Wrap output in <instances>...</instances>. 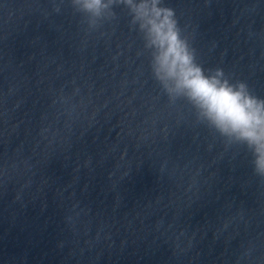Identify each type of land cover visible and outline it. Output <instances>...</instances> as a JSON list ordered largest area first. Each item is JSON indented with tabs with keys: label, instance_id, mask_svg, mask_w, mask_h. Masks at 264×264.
<instances>
[{
	"label": "clouds",
	"instance_id": "9594fccd",
	"mask_svg": "<svg viewBox=\"0 0 264 264\" xmlns=\"http://www.w3.org/2000/svg\"><path fill=\"white\" fill-rule=\"evenodd\" d=\"M92 0L89 8L99 5ZM147 18V25L157 49L160 71L171 79L178 89L185 90L190 99L206 111L209 118L221 129L238 132L250 142L264 140V101L246 94L245 85L233 86L222 75L205 74L202 67L194 63L186 43L180 38L171 9H154ZM264 147V145H261ZM264 169V155L258 160Z\"/></svg>",
	"mask_w": 264,
	"mask_h": 264
}]
</instances>
